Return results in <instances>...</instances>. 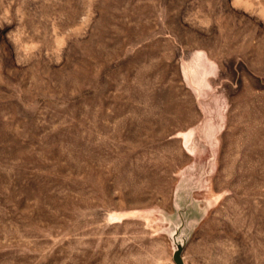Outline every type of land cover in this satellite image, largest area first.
<instances>
[{"label": "rangeland", "instance_id": "1", "mask_svg": "<svg viewBox=\"0 0 264 264\" xmlns=\"http://www.w3.org/2000/svg\"><path fill=\"white\" fill-rule=\"evenodd\" d=\"M264 264V0H0V264Z\"/></svg>", "mask_w": 264, "mask_h": 264}, {"label": "water", "instance_id": "2", "mask_svg": "<svg viewBox=\"0 0 264 264\" xmlns=\"http://www.w3.org/2000/svg\"><path fill=\"white\" fill-rule=\"evenodd\" d=\"M183 245H184L183 242L175 243L174 251L172 254V259H173L175 264H182V262H183L182 256H181Z\"/></svg>", "mask_w": 264, "mask_h": 264}]
</instances>
